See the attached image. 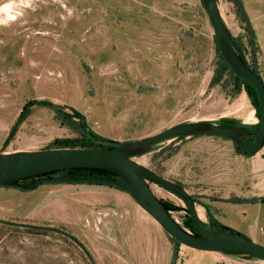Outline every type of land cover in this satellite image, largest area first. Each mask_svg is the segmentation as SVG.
Instances as JSON below:
<instances>
[{
	"label": "rangeland",
	"instance_id": "rangeland-1",
	"mask_svg": "<svg viewBox=\"0 0 264 264\" xmlns=\"http://www.w3.org/2000/svg\"><path fill=\"white\" fill-rule=\"evenodd\" d=\"M242 1L264 46V0ZM217 5L233 37L242 36L232 4L217 0ZM19 12L14 22L0 25V154L40 150L55 138L78 136L50 109L34 106L3 148L9 128L32 99L74 108L98 136L116 141L140 139L183 121L258 122L244 91L234 93L229 81L210 85L217 56L200 0H26ZM256 41L262 74L264 58ZM246 58L250 60L249 54ZM241 93L250 118L236 108V103L243 110L247 105ZM175 143L166 141L135 160L189 194L213 191L209 182L192 180L185 166L166 157ZM151 189L157 198L184 208L174 194L155 184ZM122 206L110 198L107 187L93 184L47 182L27 191L0 187L1 219L63 229L97 264H166L160 255L155 259L160 240H122L118 227L104 225L106 218L119 221ZM259 211L264 213V204L253 205L247 216ZM171 212L182 225L185 211ZM14 237L46 240H11ZM177 256L169 264H264L182 245ZM0 264L90 262L61 234L0 224Z\"/></svg>",
	"mask_w": 264,
	"mask_h": 264
},
{
	"label": "water",
	"instance_id": "water-1",
	"mask_svg": "<svg viewBox=\"0 0 264 264\" xmlns=\"http://www.w3.org/2000/svg\"><path fill=\"white\" fill-rule=\"evenodd\" d=\"M207 18L213 29L216 47L242 81L250 84L256 91L260 117L257 130L249 131L238 127H225L209 121H183L160 132L134 140L116 141L94 139L99 148L84 149H40L0 154V186L21 191L36 188L42 183H85L113 186L128 193L136 204L146 212L165 233L182 246L200 251L216 252L228 256L243 257L264 262V245L257 243L238 231H220L209 228L197 211L189 193L181 185L174 183L153 170L139 164L135 158L150 152L154 146L177 137L217 136L224 137L239 147L250 157L262 147L264 141V82L261 76L245 64L233 46L232 33L225 24L216 0H201ZM91 167L106 169L114 173L112 178L88 177H48L40 178L30 185L13 184V181L41 173L65 169ZM155 184L174 194L184 205L192 225L193 233L178 223L172 212L155 196L151 189ZM0 224L35 230L51 231L61 234L74 242L87 257L90 264H97L87 248L69 232L53 226L12 222L0 218Z\"/></svg>",
	"mask_w": 264,
	"mask_h": 264
},
{
	"label": "crops",
	"instance_id": "crops-1",
	"mask_svg": "<svg viewBox=\"0 0 264 264\" xmlns=\"http://www.w3.org/2000/svg\"><path fill=\"white\" fill-rule=\"evenodd\" d=\"M247 13L250 17L249 20L252 22L248 11ZM251 25H253V22ZM253 27L255 28V26ZM256 34L261 45L257 30ZM261 51L264 58V46L262 45ZM261 78L264 82V72L261 74ZM239 97H243L248 105L243 93ZM235 105L244 117L250 118L252 112L249 105L247 107L248 111L243 110L237 103ZM208 111L211 110L209 109L206 112ZM175 144L177 145L176 150L171 155L173 161L185 166L186 170L192 174L191 177L189 176L192 180L209 182V185L215 188L210 192L201 191L196 194L194 192L189 194L192 199L196 200V204H199L197 211L200 218L207 222V210L204 208L206 206L214 220L234 230L239 229L242 234L261 243L262 241L259 240H264V213L259 211L254 217L247 216L249 209L258 203H233L231 200H247L264 196V145L255 155L248 157L237 154L233 142L221 137H186ZM107 191L110 198L114 197L120 206L123 203H126V205L119 207L122 215L118 222H112L111 219L106 218L103 220L104 225L107 226V222H110V226L118 227L122 240H160L157 247L159 252L156 253L155 259L157 260V256L160 255V259L169 264L172 256V246L165 231L136 204L128 193L109 187H107ZM198 199L200 203H198ZM260 204L263 205L264 203ZM115 209H118V207H115ZM239 222L241 227L238 225ZM144 231L148 233L146 237ZM152 233L156 234L157 238H154ZM105 235L104 232V239H106ZM11 240H46V238L14 237Z\"/></svg>",
	"mask_w": 264,
	"mask_h": 264
},
{
	"label": "trees",
	"instance_id": "trees-1",
	"mask_svg": "<svg viewBox=\"0 0 264 264\" xmlns=\"http://www.w3.org/2000/svg\"><path fill=\"white\" fill-rule=\"evenodd\" d=\"M226 1L232 4L236 20L239 23L240 29L243 31V35L240 37L232 36L234 49L243 59L245 64L249 66L253 72L261 76L260 71L258 70V57L260 54V48L256 41L254 29L251 25L249 17L244 8L243 1L242 0H226ZM200 3H201V0H200ZM201 7L204 10L202 3H201ZM242 38L244 39L245 42L242 40ZM212 40L215 45L217 64L214 69L210 85L217 84L219 82L226 83V81L227 82L229 81L231 83V86L233 87L234 93L244 91L250 101V104L255 110L257 118L259 119L261 113H260V110L258 109L259 103H258L257 94H256L255 89L247 82L240 80L233 73L231 68L226 63V61L220 55L216 47L214 35H212ZM247 54H249L250 60H247L246 58ZM224 75H227V79L226 78L224 79ZM34 106H43V107L50 109L54 114V118L57 121H59V123L62 126L71 128L78 134V136L74 138H55L44 149L46 150L47 149H84V148L103 147L102 145L94 143L93 140L94 139H104V138H101L92 129L89 128L86 117L80 111L72 107H68L64 105H56L47 99H41V100L32 99L26 102L25 106L19 112L16 120L9 128V131L6 137L4 138V141L2 144L3 148L7 147L9 143L12 141L16 132L18 131L19 126L28 117L31 108ZM210 123L225 126V127H238L240 129L249 130V131L257 130V128L260 125L259 122H256L253 125H244V124H241L238 120L233 119V118H221L217 122H210ZM214 137H217V136H214ZM185 138L186 137H177L174 140H172V142L181 141ZM221 138L228 140L227 138H224V137H221ZM263 145H264V141H263ZM156 147H158V145L154 146L150 152L156 150ZM234 149L237 154L246 156L245 154L242 153L241 149L237 147L236 145H234ZM175 150H176V147H174L166 157L171 156L175 152ZM113 176H114V173L106 169L91 168V167L65 168V169L53 170V171L41 173L38 175L25 177V178L13 181V184L19 183L23 185H30L40 178H48V177H63V178L65 177H76V178L88 177V178L105 179V178H112ZM93 185L115 188L113 186L102 185V184H93ZM11 187H14V186H11ZM6 188H9V187H6ZM161 201L163 202L165 208L169 211L184 210L185 216L182 221V226L186 228L187 230H189V232L193 233V225H192L191 219L186 209L182 208L181 206L175 205L172 202H168L165 200L164 201L161 200ZM193 201L194 203H196V200L193 199ZM231 202L233 203H242V202L264 203V196L260 198H252V199H247V200L232 199ZM204 208L205 210H207L206 225L209 228L214 229V230L224 231V232L235 231L234 229L214 220L211 217L210 213L208 212V209L206 208V206H204ZM168 238L172 246V258L171 259H173L172 261H175L176 258L178 257L177 253L179 252V247L181 246V244L175 241L174 239L170 238L169 236Z\"/></svg>",
	"mask_w": 264,
	"mask_h": 264
},
{
	"label": "clouds",
	"instance_id": "clouds-1",
	"mask_svg": "<svg viewBox=\"0 0 264 264\" xmlns=\"http://www.w3.org/2000/svg\"><path fill=\"white\" fill-rule=\"evenodd\" d=\"M26 5V0H7L0 4V25L6 26L19 16V9Z\"/></svg>",
	"mask_w": 264,
	"mask_h": 264
},
{
	"label": "bare ground",
	"instance_id": "bare-ground-1",
	"mask_svg": "<svg viewBox=\"0 0 264 264\" xmlns=\"http://www.w3.org/2000/svg\"><path fill=\"white\" fill-rule=\"evenodd\" d=\"M247 107H248V106H245V107H244V110H247ZM214 108H215V107H214ZM206 111H207V110H206ZM206 111H204V112H206ZM247 111H248V110H247ZM24 140H25V139H24ZM26 140H27V138H26ZM198 214H199V212H198Z\"/></svg>",
	"mask_w": 264,
	"mask_h": 264
},
{
	"label": "flooded vegetation",
	"instance_id": "flooded-vegetation-1",
	"mask_svg": "<svg viewBox=\"0 0 264 264\" xmlns=\"http://www.w3.org/2000/svg\"><path fill=\"white\" fill-rule=\"evenodd\" d=\"M9 188H14V187H9Z\"/></svg>",
	"mask_w": 264,
	"mask_h": 264
}]
</instances>
